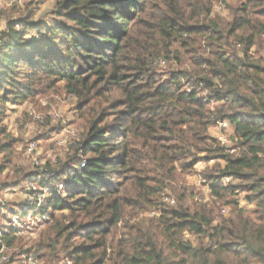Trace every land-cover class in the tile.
I'll list each match as a JSON object with an SVG mask.
<instances>
[{
	"label": "trees",
	"instance_id": "trees-1",
	"mask_svg": "<svg viewBox=\"0 0 264 264\" xmlns=\"http://www.w3.org/2000/svg\"><path fill=\"white\" fill-rule=\"evenodd\" d=\"M55 1L51 22L31 4L0 19V163L7 105L63 85L85 131L45 231L5 238L9 264H264V0ZM225 121L231 149L210 135ZM212 159V204L191 200L185 176Z\"/></svg>",
	"mask_w": 264,
	"mask_h": 264
},
{
	"label": "rangeland",
	"instance_id": "rangeland-1",
	"mask_svg": "<svg viewBox=\"0 0 264 264\" xmlns=\"http://www.w3.org/2000/svg\"><path fill=\"white\" fill-rule=\"evenodd\" d=\"M237 3L238 0H227L229 8L235 7ZM29 4L34 11V20L52 21L55 0H0L1 27L4 28L6 24L5 14L17 18V10L25 11ZM11 11L14 13L10 14ZM214 12V16H219L223 21L231 20L230 9L225 4L217 5ZM260 56L264 58V52H261ZM162 65L165 66L166 63L162 62ZM78 104V99L68 95L61 85L55 92L45 91L29 103L7 105L5 108L1 127L7 130V135L13 143L14 154L9 159L10 164L0 163L8 167L0 176V226L9 221L15 208L24 205L28 184L35 174H44L43 172L49 169L48 172H54L56 176L61 175L62 167L72 157V146L80 141L85 131L78 116ZM220 124L210 131V135L222 146L231 149L234 146L233 128L229 123L227 128L221 127ZM33 143H36V148L30 152L29 148ZM222 167L224 162L212 159L201 162L192 173L185 176V186L191 200L212 204L213 198L207 178L216 174ZM240 197L244 206L253 209L244 199L245 194ZM166 202L169 200L166 199ZM231 210L230 207H223L222 213L227 215ZM45 228L47 227L38 229L34 235H22V238L26 242L36 240ZM186 238L197 244L195 237L187 235ZM9 254L12 257L14 253Z\"/></svg>",
	"mask_w": 264,
	"mask_h": 264
},
{
	"label": "built area",
	"instance_id": "built-area-1",
	"mask_svg": "<svg viewBox=\"0 0 264 264\" xmlns=\"http://www.w3.org/2000/svg\"><path fill=\"white\" fill-rule=\"evenodd\" d=\"M20 2L21 0H16ZM221 127L227 128V123H221ZM36 143L30 145L29 151L33 152ZM86 162L83 161L78 169H83ZM44 174H35L28 184V190L25 193L24 205L10 214L9 221L0 226V264H9L11 255L9 253L15 250L8 247L5 238L7 236L22 237V235H34L35 232L46 227L51 220V209L49 208V199L55 195H66L68 173L63 176H56L54 172H43ZM67 180V181H66ZM226 179V182H229ZM39 256V255H38ZM35 253L23 254L19 258L22 264H45L44 261L38 259ZM63 264H73L67 259Z\"/></svg>",
	"mask_w": 264,
	"mask_h": 264
}]
</instances>
